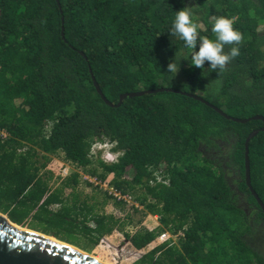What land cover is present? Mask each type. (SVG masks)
<instances>
[{
  "label": "trees",
  "instance_id": "16d2710c",
  "mask_svg": "<svg viewBox=\"0 0 264 264\" xmlns=\"http://www.w3.org/2000/svg\"><path fill=\"white\" fill-rule=\"evenodd\" d=\"M185 7L210 39L214 17H236L244 40L225 46L240 50L226 71L191 65L199 40L193 50L171 36ZM162 87L250 120L176 91L117 105L125 93ZM258 115L264 0H0V211L21 226L87 252L109 235L113 252H139L134 264H264V244L253 242L264 211L245 178L246 138L264 126ZM98 141L116 142L119 161H93ZM249 157L264 202V130L251 139ZM56 158L122 193L140 190L139 206L113 200L95 182L82 189L80 172L61 176ZM155 171L169 184L151 185ZM149 215L158 216L153 229L143 225ZM164 231L182 232L179 246L142 252Z\"/></svg>",
  "mask_w": 264,
  "mask_h": 264
},
{
  "label": "water",
  "instance_id": "95a60500",
  "mask_svg": "<svg viewBox=\"0 0 264 264\" xmlns=\"http://www.w3.org/2000/svg\"><path fill=\"white\" fill-rule=\"evenodd\" d=\"M94 84L104 100L108 101L99 87L97 81L94 79ZM162 92V91H176L182 92L173 88L162 87L158 89H150L146 91H137L125 93L121 95L118 106L122 104L123 99L127 96L144 95L145 92ZM196 99L202 100L209 105L213 106L220 113L235 121L246 122L250 120L240 119L226 115L220 108L210 104L199 95H194L187 92H182ZM254 119H263L264 117L258 115ZM263 128L253 130L246 138L245 141V178L246 183L254 195L256 201L264 211V202L255 191L251 181V164H250V141L256 136ZM0 264H105L92 255L80 249L79 247L70 243L61 241L55 237H50L37 230L21 226L13 222L8 215L0 211Z\"/></svg>",
  "mask_w": 264,
  "mask_h": 264
},
{
  "label": "clouds",
  "instance_id": "9594fccd",
  "mask_svg": "<svg viewBox=\"0 0 264 264\" xmlns=\"http://www.w3.org/2000/svg\"><path fill=\"white\" fill-rule=\"evenodd\" d=\"M235 20L236 17H214L211 31L215 39H210L200 35V25L193 21L190 9L185 7L176 12L170 34L182 40L186 48L193 50L199 40V50L191 53V65L203 69L207 61L210 71L221 73L226 71L227 65L240 54L239 48L235 46L225 52V46L240 45L244 40L243 34L233 27ZM167 69L175 75L179 67L172 61L167 65Z\"/></svg>",
  "mask_w": 264,
  "mask_h": 264
},
{
  "label": "built area",
  "instance_id": "2783aa9c",
  "mask_svg": "<svg viewBox=\"0 0 264 264\" xmlns=\"http://www.w3.org/2000/svg\"><path fill=\"white\" fill-rule=\"evenodd\" d=\"M4 135H6L4 132H2ZM121 151L116 150V142H111V141H98L93 143L91 151H90V158L95 161L97 160L99 157L107 162V163H116L119 161V158L121 156ZM83 168H79L76 166V164H72V163H64L62 162L60 165V174L61 176L65 177L70 175L72 172L74 171H78L80 172ZM156 175V181L155 180H151L150 184L154 185L156 183H165V184H169V179L165 178L163 175H161V173L159 171H155L154 173ZM87 178V177H86ZM97 179V178H96ZM94 180L91 178H87L88 181L90 182H95L96 184H98L100 186V188H103L105 191H108L110 195H112L113 200L118 201V200H124L125 202H130V193H122L118 190H116L113 186L110 187H104V183H102V181L100 180ZM107 185V184H106ZM139 206V205H137ZM141 208H143L142 206H140ZM134 228V227H133ZM135 230L132 229L130 230V232H133ZM120 234V233H119ZM179 235H183L182 232H179L178 234H173L170 231H164L159 233V235L157 236L155 242L158 243H165V242H170L173 240L178 239ZM110 236L109 235H105L102 239H101V244H105L107 245L109 248H111V244L109 242Z\"/></svg>",
  "mask_w": 264,
  "mask_h": 264
},
{
  "label": "rangeland",
  "instance_id": "374dc122",
  "mask_svg": "<svg viewBox=\"0 0 264 264\" xmlns=\"http://www.w3.org/2000/svg\"><path fill=\"white\" fill-rule=\"evenodd\" d=\"M231 117H236V116H231ZM252 117H256V116H252ZM236 118H240V117H236ZM240 119H247V118H240ZM58 158H60V157H58ZM58 158H56L54 160L57 161L58 168H60V165H61L62 161L59 160ZM80 170H81L80 171V175L82 177V180H84L83 183L80 185V187L82 189H84L85 186H86L85 181H87V178H91V179H94L95 180L96 177L93 176L92 174H90L89 172H87L85 169H80ZM107 186L110 187V185L104 184V187H107ZM139 193H141L140 190H137L134 193H132V192L130 193L131 197H130L129 200H130L131 203H133L135 205H139V201L136 199V197L139 196ZM110 202H112L111 199H110ZM248 207H249V205L247 206V209H248ZM108 208H109V210H111V209L113 210L112 204L111 205H108ZM249 211H250V209H249ZM255 212L257 214L260 213L258 211H255ZM136 215H137L136 219L142 217V214H136ZM143 219H144V221H143L144 224L143 225L144 226H147L149 228H152L153 229V228H155V227H157L159 225V221L157 223L156 219L154 218V215H149L147 217H144ZM127 228H128L129 231L132 230V229H134L131 225H129ZM120 235L123 236L124 235V232H120ZM85 252H87V251H85ZM87 253H89L92 256H96V257L100 258L101 261H106V262H109V263H112V264H133L134 263V260L136 259V257H137V255H138L139 252L138 251H134L132 249V246H130L128 249H126L124 251V254L121 253V252H113L111 248H109L105 244L104 245L101 244V241H100V243L95 248H93L92 251L87 252Z\"/></svg>",
  "mask_w": 264,
  "mask_h": 264
},
{
  "label": "crops",
  "instance_id": "0c3cea01",
  "mask_svg": "<svg viewBox=\"0 0 264 264\" xmlns=\"http://www.w3.org/2000/svg\"><path fill=\"white\" fill-rule=\"evenodd\" d=\"M157 217H158L157 215H154V218L156 219V221H157V223H158V218H157ZM154 227H155V226H154ZM151 229H152V228H151ZM163 244H164V243H158V242H155V240H154L152 243H150V244L147 245L144 249H141V250H143L142 252L146 253V252H148V251H150V250H153V249H155V248H157V247L162 246ZM175 245H176V246H179L178 239L168 242V243L165 245V248H168V247H170V246H175ZM159 254H160V251H158V252L156 253L155 257H158ZM138 258H139V257H138ZM138 258H136V259L134 260V262H135ZM133 264H134V263H133Z\"/></svg>",
  "mask_w": 264,
  "mask_h": 264
},
{
  "label": "flooded vegetation",
  "instance_id": "af4514ba",
  "mask_svg": "<svg viewBox=\"0 0 264 264\" xmlns=\"http://www.w3.org/2000/svg\"><path fill=\"white\" fill-rule=\"evenodd\" d=\"M256 1V0H255ZM248 203H246V206ZM249 209V208H248ZM261 227V226H260ZM261 231V232H260ZM260 233L253 238V242L258 246L261 247L264 244V230L260 229Z\"/></svg>",
  "mask_w": 264,
  "mask_h": 264
},
{
  "label": "bare ground",
  "instance_id": "6f19581e",
  "mask_svg": "<svg viewBox=\"0 0 264 264\" xmlns=\"http://www.w3.org/2000/svg\"><path fill=\"white\" fill-rule=\"evenodd\" d=\"M50 237H52V236H50ZM93 257H94L95 259L101 261L100 258H98V257H96V256H93ZM101 262H103V263H105V264H110V263H107V262H105V261H101Z\"/></svg>",
  "mask_w": 264,
  "mask_h": 264
}]
</instances>
